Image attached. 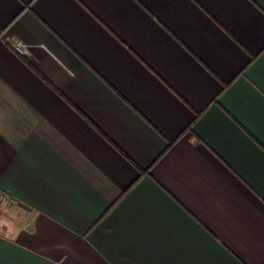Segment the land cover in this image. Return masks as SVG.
<instances>
[{
	"label": "crops",
	"instance_id": "crops-1",
	"mask_svg": "<svg viewBox=\"0 0 264 264\" xmlns=\"http://www.w3.org/2000/svg\"><path fill=\"white\" fill-rule=\"evenodd\" d=\"M0 188V264H264V0H0Z\"/></svg>",
	"mask_w": 264,
	"mask_h": 264
},
{
	"label": "built area",
	"instance_id": "built-area-1",
	"mask_svg": "<svg viewBox=\"0 0 264 264\" xmlns=\"http://www.w3.org/2000/svg\"><path fill=\"white\" fill-rule=\"evenodd\" d=\"M14 49L18 52L26 53L27 48L26 45L20 41L13 43ZM10 201V195L5 192L2 188H0V206L6 205Z\"/></svg>",
	"mask_w": 264,
	"mask_h": 264
}]
</instances>
